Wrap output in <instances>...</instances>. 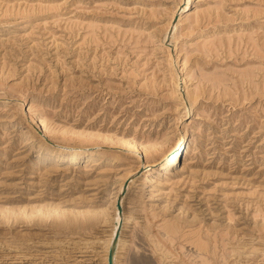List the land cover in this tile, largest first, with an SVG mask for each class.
I'll return each mask as SVG.
<instances>
[{
    "label": "rangeland",
    "instance_id": "obj_1",
    "mask_svg": "<svg viewBox=\"0 0 264 264\" xmlns=\"http://www.w3.org/2000/svg\"><path fill=\"white\" fill-rule=\"evenodd\" d=\"M179 6L0 0V264H103L77 248L105 239L140 164L118 264H264V0H192L165 39ZM183 135L182 162L146 183L145 162ZM58 146L102 157L61 163ZM178 220L215 254L165 242Z\"/></svg>",
    "mask_w": 264,
    "mask_h": 264
},
{
    "label": "bare ground",
    "instance_id": "obj_2",
    "mask_svg": "<svg viewBox=\"0 0 264 264\" xmlns=\"http://www.w3.org/2000/svg\"><path fill=\"white\" fill-rule=\"evenodd\" d=\"M192 5V0H180V6L179 8L177 7L176 10L173 12V16L170 20V23H169V26H168V29H167V33L165 35V39L168 37V30L170 29V27L172 26V23L176 20L175 18H178L177 22H176V25H175V30H174V33L176 31V29H178V24L180 23L181 19H182V16L183 14L191 7ZM173 33V35H175ZM178 62V61H177ZM178 76V75H177ZM179 77V76H178ZM180 78V77H179ZM180 80V79H179ZM178 81V79H177ZM176 81V82H177ZM179 86V84H176ZM192 108H190L189 110L191 111ZM188 110V108H187ZM189 112V111H188ZM37 123H41V121L39 119H37ZM44 131L45 132H48V129L44 126ZM43 137V136H41ZM43 141V143H41ZM45 139H40L38 143H36L37 145H40V147H45L44 150H46V154L45 156H40L38 157L37 159V165H40L41 162L43 161V159L46 157V155H49L48 152L49 151V148H47V144H46V141ZM26 143H33V142H28L27 138L25 139V144ZM35 145V144H33ZM36 145V146H37ZM126 146L129 150H131V152L135 153L137 156H140V154L142 153L140 151V147L135 144L133 141L131 140H127L126 142ZM189 146V143H188V139L185 138V136H180V138L178 140H176L174 142V144L172 145V147L170 148V150L164 154L161 159L158 161V162H154V163H149L148 161L145 162V172H144V175H143V178L145 179L146 183H149V184H152V183H155V178L157 175H162V176H165L167 174H169L170 172H173L174 169L177 167L178 164H180L182 162V157L185 153V150H186V147ZM63 148V146L61 147ZM60 146L56 147V148H53L54 149V152L55 154H58L60 152L63 151V154L62 156H60L58 158L57 161H60L61 163H66V164H77V163H80L81 161L82 162H88L91 158H101L102 157V154H98V153H95L93 150H86V149H77V148H73V147H64L63 149H61ZM114 160V159H113ZM116 160V159H115ZM119 159H117L116 161H118ZM180 161V162H179ZM144 168V169H145ZM142 169V164L139 165V169L134 172V173H130L128 174L119 184V186L117 187V191L113 197V215H112V221H110V228L107 231V234L105 236V239H100L99 238H95V237H98V236H95L93 238H95L96 240L95 241H91L90 242H87V241H83L86 242L84 243V245H82V247L80 246L79 244V247L77 249H80L78 251V254L81 256V257H89V259L87 260H91L93 258H96V259H101L103 264H109V254H110V250L112 248V245L115 243L114 245V258H113V262L114 264H118V255H119V252L120 250L124 249L127 245V242L122 238V235L124 233V231L127 230V228L129 226H131L133 224V221H134V213L133 211H130L128 213H126V210L125 208L123 207V200L126 196H124V194H122V192H124L125 190V187L127 186V189L129 190L130 188V184L131 182L134 180V176L135 174H137L140 170ZM132 179V180H131ZM127 190V191H128ZM190 211V210H189ZM90 213V214H89ZM101 213H103V216H104V213L105 211L104 210H90V212H88L89 214V220H90V215L92 214H96L97 215H100ZM186 213V212H185ZM87 213L85 215H88ZM191 214V212H190ZM102 215V214H101ZM181 214L179 213L178 216H180ZM184 215V213H183ZM84 216V215H82ZM95 216V217H96ZM190 216V215H189ZM192 216V215H191ZM190 216V217H191ZM93 218V215L91 216ZM94 217V218H95ZM189 217V218H190ZM193 217V216H192ZM93 218V219H94ZM100 218V217H98ZM97 218V219H98ZM102 218V217H101ZM100 218V219H101ZM194 218V217H193ZM193 218H191L193 220ZM104 219V218H103ZM190 219V220H191ZM99 220V219H98ZM97 220V221H98ZM94 221V220H93ZM96 221V220H95ZM104 221V220H102ZM101 221V223H102ZM188 221V220H187ZM106 222V221H105ZM104 222V223H105ZM97 223V222H96ZM95 223V225H96ZM93 224V223H92ZM91 224V225H92ZM99 224V223H98ZM103 224V223H102ZM100 224V225H102ZM94 225V224H93ZM104 225V224H103ZM105 226V225H104ZM94 227V226H93ZM98 225L95 226V228H97ZM104 228V227H103ZM184 226H183V223L182 222H179L178 220V223L177 222H169L168 224L164 225L163 226V230H164V234L167 236V239L165 240V242H171V245H173L172 243L175 241V240H182L181 242V245L180 246H183L182 243H189V244H192L195 246V248L198 250V252H200L201 256H208L210 254H215L213 253V251L211 250V243L202 238L201 236H194L192 237L191 234H194V232L190 233V234H186L185 231H184ZM102 229V228H101ZM104 230V229H102ZM99 232V231H98ZM101 232V231H100ZM200 233V232H198ZM176 235H178L176 237ZM197 237V238H196ZM91 238V237H90ZM71 240V239H70ZM76 239H74V244H75V241ZM81 240V239H80ZM83 240V239H82ZM86 240V239H84ZM69 241V240H68ZM73 241V240H72ZM89 241V240H88ZM157 243H160L161 240L160 239H157L155 240ZM45 242V241H44ZM48 242V241H47ZM52 242V241H51ZM82 242V241H81ZM156 242H153V243H156ZM42 243V242H41ZM63 243V242H62ZM80 243V242H79ZM81 243V244H83ZM35 244V243H33ZM46 244V243H45ZM44 244V245H45ZM52 244V243H51ZM59 244V243H58ZM32 245V244H31ZM50 245V244H48ZM67 245V244H66ZM70 245V244H69ZM68 245V246H69ZM76 245V244H75ZM39 246V245H38ZM71 246V245H70ZM78 246V245H77ZM179 246V247H180ZM54 247V246H53ZM92 247H96V248H99V250L95 251L92 249ZM33 248V247H32ZM39 248V247H38ZM36 248V249H38ZM71 248V247H69ZM161 248V247H160ZM182 248V247H181ZM184 248V247H183ZM67 249V248H66ZM72 249H74L72 247ZM76 249V250H77ZM42 250V249H41ZM75 250V249H74ZM159 250V248H158ZM63 251V250H62ZM66 251V250H65ZM43 252V251H42ZM54 252V251H53ZM51 253V252H49ZM69 253V251H68ZM22 254V253H21ZM44 254V252H43ZM45 254H48L45 252ZM71 254V252H70ZM12 255V254H11ZM16 255V254H14ZM20 255V254H19ZM25 255V254H24ZM30 255V254H29ZM50 255V254H49ZM62 255V254H61ZM69 255V254H68ZM194 255V254H193ZM10 256V255H9ZM18 256V255H17ZM27 256V255H26ZM48 256V255H47ZM64 256V255H63ZM19 257V256H18ZM22 257V256H21ZM25 257V256H24ZM23 257V258H24ZM41 257V256H40ZM68 257H71L73 258L72 256H68ZM80 257V258H81ZM236 257V256H235ZM10 258V257H9ZM14 258V257H13ZM17 258V257H15ZM78 258V257H76ZM201 258V257H200ZM208 259V258H207ZM223 259V258H222ZM3 260V259H2ZM17 260V259H16ZM16 260H14V262L12 263H17ZM25 260V259H24ZM81 260V259H80ZM86 260V261H87ZM95 260V259H93ZM8 261H13V260H8ZM34 263V262H33ZM90 263V262H89ZM87 263V264H89ZM97 263V262H96ZM20 264V263H19ZM24 264V263H23ZM36 264V263H35ZM39 264V263H38ZM46 264V263H45ZM69 264V263H68ZM79 264V263H78ZM91 264V263H90ZM202 264H207L206 261L204 260L202 262Z\"/></svg>",
    "mask_w": 264,
    "mask_h": 264
},
{
    "label": "water",
    "instance_id": "obj_3",
    "mask_svg": "<svg viewBox=\"0 0 264 264\" xmlns=\"http://www.w3.org/2000/svg\"><path fill=\"white\" fill-rule=\"evenodd\" d=\"M114 245H115V243L112 245V248L110 250V254H109V264H114V262H113V258H114Z\"/></svg>",
    "mask_w": 264,
    "mask_h": 264
}]
</instances>
